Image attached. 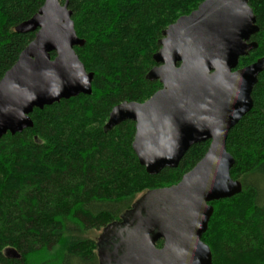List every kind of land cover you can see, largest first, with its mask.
<instances>
[{
    "label": "trees",
    "instance_id": "16d2710c",
    "mask_svg": "<svg viewBox=\"0 0 264 264\" xmlns=\"http://www.w3.org/2000/svg\"><path fill=\"white\" fill-rule=\"evenodd\" d=\"M44 1L0 0V80L34 37L16 28ZM203 1L68 0L91 95L35 109L31 129L0 139V264H99L89 234L118 221L139 194L177 184L204 156L209 142L192 146L176 169L149 176L131 149L134 124L105 129L114 106L143 103L161 88L148 78L161 33ZM248 5L258 46L238 69L264 57V0ZM251 98L226 139L241 192L210 203L201 238L211 264H264V71Z\"/></svg>",
    "mask_w": 264,
    "mask_h": 264
},
{
    "label": "water",
    "instance_id": "95a60500",
    "mask_svg": "<svg viewBox=\"0 0 264 264\" xmlns=\"http://www.w3.org/2000/svg\"><path fill=\"white\" fill-rule=\"evenodd\" d=\"M71 17L68 0H45L16 28L34 37L0 80V139L31 129L35 109L91 95L93 74L74 51L84 41L76 36ZM258 31L248 0H204L162 31L148 73L161 88L143 103L114 106L105 129L134 124L131 149L149 176L176 169L192 146H209L177 184L147 191L132 203L120 216L126 228L111 251L103 240L117 221L104 227L97 243L99 264L106 251L115 264L212 263L201 238L213 214L210 203L241 192V184L230 178L234 159L226 139L251 111V94L264 71V57L237 68L241 57L257 49L251 39ZM159 239L164 243L157 250Z\"/></svg>",
    "mask_w": 264,
    "mask_h": 264
},
{
    "label": "flooded vegetation",
    "instance_id": "af4514ba",
    "mask_svg": "<svg viewBox=\"0 0 264 264\" xmlns=\"http://www.w3.org/2000/svg\"><path fill=\"white\" fill-rule=\"evenodd\" d=\"M143 212L144 211L141 212L142 213V215H141L142 218L144 217V213ZM125 228H126V223H123L122 219L118 220L116 222V225L113 228H111V229H109L107 231V234H106L107 236L103 240V242H104L103 246H105L106 248H108L111 251L113 246H117L120 243V241H121V239H120L121 233L120 232L122 230H124ZM150 234L152 235L153 233H150ZM124 237H125V235H123V238ZM163 243H164V241L162 239L157 240L155 242V245H154L155 249H157V250L162 249ZM123 252H124V245H120V247L118 248V255H122ZM104 261H105L104 264H115V262H116V260L112 259L109 256L107 251H106V254H105V260Z\"/></svg>",
    "mask_w": 264,
    "mask_h": 264
},
{
    "label": "rangeland",
    "instance_id": "374dc122",
    "mask_svg": "<svg viewBox=\"0 0 264 264\" xmlns=\"http://www.w3.org/2000/svg\"><path fill=\"white\" fill-rule=\"evenodd\" d=\"M61 3V2H60ZM141 196V194H139L137 197H136V199H138L139 197ZM135 199V200H136ZM134 200V201H135ZM219 208V207H218ZM214 225L215 224H212L211 225V228H212V230L214 229ZM102 232H103V228L102 229H100V230H98V231H93V232H91L90 234H89V236L91 237V239H93L96 243H98L99 242V239H100V237H101V235H102Z\"/></svg>",
    "mask_w": 264,
    "mask_h": 264
}]
</instances>
